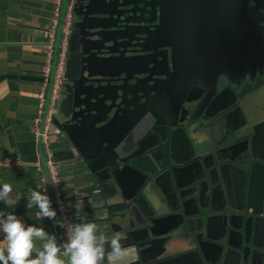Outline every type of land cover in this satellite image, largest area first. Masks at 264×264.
Listing matches in <instances>:
<instances>
[{
	"label": "water",
	"instance_id": "95a60500",
	"mask_svg": "<svg viewBox=\"0 0 264 264\" xmlns=\"http://www.w3.org/2000/svg\"><path fill=\"white\" fill-rule=\"evenodd\" d=\"M69 1L62 0L47 100ZM138 2L120 34L91 46L82 66L101 77L80 91L74 85L76 120L53 115L71 145L54 155H79L92 167L115 207L95 222L136 249L133 264H264V117L241 96L264 95L262 2ZM106 19L79 26L101 30ZM183 103L193 110L179 113ZM197 122L208 123L209 135L198 152L189 135ZM179 244L187 249L162 255Z\"/></svg>",
	"mask_w": 264,
	"mask_h": 264
},
{
	"label": "crops",
	"instance_id": "0c3cea01",
	"mask_svg": "<svg viewBox=\"0 0 264 264\" xmlns=\"http://www.w3.org/2000/svg\"><path fill=\"white\" fill-rule=\"evenodd\" d=\"M55 1L57 0H0V158L19 159L11 167H0V185L11 184L13 190L22 195L14 208L0 202V212H12L26 225L43 227L48 233L55 234L58 242H64L66 229L59 227L55 220L38 219V208L28 209L26 206L30 192L41 191L44 186L52 199L56 219H61L41 135L51 105L54 84L53 76L47 100L52 61L46 81L43 72L44 51L52 34ZM40 93L43 94V106L42 112L38 114ZM37 116L39 120L35 122ZM189 135L196 151H200V133L192 129ZM48 142L69 222L96 223V220L105 215L106 206L108 210L115 208L113 199L107 195L104 184L101 185L95 177L92 167L87 166L79 155L75 160L54 155L55 151L71 147L64 132L50 134ZM42 178L44 182L41 181ZM96 224L97 234L104 232L100 229V223ZM3 240V233H0V241ZM36 244L42 249V241H36ZM185 249L187 247L181 244L170 246L163 249L162 255L176 254Z\"/></svg>",
	"mask_w": 264,
	"mask_h": 264
},
{
	"label": "clouds",
	"instance_id": "9594fccd",
	"mask_svg": "<svg viewBox=\"0 0 264 264\" xmlns=\"http://www.w3.org/2000/svg\"><path fill=\"white\" fill-rule=\"evenodd\" d=\"M22 195L11 184L0 185V202L14 208ZM27 208H38V219L55 220L66 229V240L58 242L55 234L43 227L26 225L12 212H0V264H133L136 249L126 245L120 232L109 238L98 232L94 222L71 223L66 218L57 220L51 200L42 191L32 190L27 197ZM36 241H42V249Z\"/></svg>",
	"mask_w": 264,
	"mask_h": 264
},
{
	"label": "flooded vegetation",
	"instance_id": "af4514ba",
	"mask_svg": "<svg viewBox=\"0 0 264 264\" xmlns=\"http://www.w3.org/2000/svg\"><path fill=\"white\" fill-rule=\"evenodd\" d=\"M96 1L102 2L97 3ZM138 1L141 0H71L72 5L70 10V22L68 26L64 71L61 85L58 91L59 106H57L56 112V115L61 113L60 119L63 122L66 121L68 123H73L77 117L76 114L72 113V111L74 110V108L72 107V103L79 104L80 102L77 98L75 99L73 97V94L75 92L74 85H76L78 87V91H80L81 85H86L90 82L95 84V82H92V80L90 79L101 77V75H98L97 73H92L84 70L85 68L84 66H82L83 63L86 64L90 60L86 59V57L91 58V56L93 55L92 47H94L95 45H101L100 37L98 36L108 33V36H101V38L105 40L107 37L114 38L115 36L120 34L123 30V26L125 24H130L131 21H133L138 15L137 10L141 5ZM258 1L262 2L261 11L264 12V0ZM96 9H99L102 13H91L95 12ZM93 16L107 18L105 22H108L110 24L108 25L109 27L97 30L94 28H85L79 26L84 18ZM85 22H87L86 19ZM262 25H264V20H262ZM76 47H79V49H76ZM115 47H111L110 49L113 50L115 49ZM107 49L103 51H107ZM108 55L110 56V63L113 64L112 59L115 55H113L112 53ZM67 71L68 75L66 76ZM234 77H232V80L235 79ZM109 84L111 86L114 84V82H110ZM235 84H237L238 88H240L241 85L244 84V82L241 81V83H239L240 85L238 83ZM63 93L68 94V96L63 95ZM241 96L242 99L246 101L251 97V93L243 94ZM205 97L207 98V96ZM192 105V103L190 104V106L183 103L179 113L186 112V109L188 108L193 110ZM200 108L201 107L199 106L197 108L195 106L196 110H200ZM259 113L260 116L264 117V105L259 107Z\"/></svg>",
	"mask_w": 264,
	"mask_h": 264
},
{
	"label": "built area",
	"instance_id": "2783aa9c",
	"mask_svg": "<svg viewBox=\"0 0 264 264\" xmlns=\"http://www.w3.org/2000/svg\"><path fill=\"white\" fill-rule=\"evenodd\" d=\"M61 0L55 1V6H54V18H53V23H52V34L46 44L45 47V64L43 67V72H44V79L47 81L49 72H50V64L52 61V54H53V45H54V32L58 24V19L60 16V7H61ZM71 0L68 2L67 7H66V12L64 15V20H63V26H62V32H61V37H60V42H59V47H58V52H57V59H56V65H55V73H54V84L52 88V96H51V105L48 110V115L45 119V124H44V129L42 131V139L43 143L46 148V153H47V164L50 170V174L53 180V185H54V194H55V199L57 203V207L60 210L61 213V219L66 218L67 221L69 222V218L67 215L66 208L64 207V203L62 201V193L59 188V181L57 179V170L55 167V162L53 159V154L50 149V145L48 142L50 134H58L61 132V130L53 124V115L56 114L57 112V106H58V91L61 85L62 77H63V71H64V59H65V52H66V46H67V35H68V26L70 22V10H71ZM42 106H43V94L40 93L39 95V103H38V114L42 112ZM39 120L38 116L35 118V122ZM19 161L17 157H4L0 158V167H11L13 164H16ZM42 182H44V179H41ZM41 191L43 194H46L49 196L50 195L47 191V189L42 186ZM51 200V205L52 208V199ZM53 221V220H51ZM65 229V228H64Z\"/></svg>",
	"mask_w": 264,
	"mask_h": 264
},
{
	"label": "rangeland",
	"instance_id": "374dc122",
	"mask_svg": "<svg viewBox=\"0 0 264 264\" xmlns=\"http://www.w3.org/2000/svg\"><path fill=\"white\" fill-rule=\"evenodd\" d=\"M251 98L253 99V101H254L256 104L259 105V107L262 106V105H264V95H262V97L259 98V97L257 96V91H256V90H255L254 92H251ZM204 104H205V103H204ZM204 104H203V105L200 104V105H202V106H200V107L202 108V110H201V108H200V111H202V112L204 111V108H205ZM198 109H199V108H198ZM249 109H250V103H247V111H249ZM198 112H199V110H197L195 113H193V116H194L195 114H197ZM200 115H202V113H201ZM193 116H192V117H193ZM192 119H194V117H193ZM191 121H192V120H191ZM191 127H193V131H195V129H197V130L199 129L201 142L208 144V143H207V139H208V137H209V135L207 134V133H208V123H205V122H202V123L197 122V123L192 124ZM203 130L205 131L204 134H203ZM205 141H206V142H205Z\"/></svg>",
	"mask_w": 264,
	"mask_h": 264
}]
</instances>
